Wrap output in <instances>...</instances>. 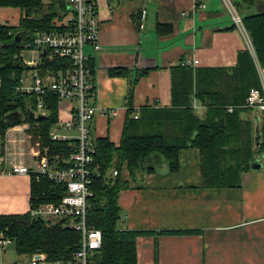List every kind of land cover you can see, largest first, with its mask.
<instances>
[{
	"label": "crops",
	"instance_id": "1",
	"mask_svg": "<svg viewBox=\"0 0 264 264\" xmlns=\"http://www.w3.org/2000/svg\"><path fill=\"white\" fill-rule=\"evenodd\" d=\"M87 1L97 9L101 47L98 53L85 47L92 64L90 103L96 111L90 134L94 139L108 138L115 147L127 117L131 86L133 115L138 117L144 107L170 108L172 69L189 62L202 88L219 90L228 99V76L239 54L242 61L244 52L254 59L247 32L233 25L224 0H203L205 8L198 10L193 9V0ZM261 12L264 0L237 11L241 18ZM158 25L166 27L163 33H157ZM115 69L126 73L110 75ZM220 74L224 83L218 85ZM257 76L264 89V69L258 67ZM192 108L203 117L205 107L196 97ZM70 117L68 109H58L60 121ZM252 129L254 141L256 130L261 131L259 118H253ZM178 160L180 167L174 173L165 164L134 180L122 171L128 187L117 196L119 229L197 232L136 238V264H264V157L255 156L260 169L240 172L239 187H203L197 149L179 151ZM4 168L7 165L0 164V215L25 214L30 178L6 174ZM22 258L27 257L17 255L10 244L0 253V264Z\"/></svg>",
	"mask_w": 264,
	"mask_h": 264
},
{
	"label": "trees",
	"instance_id": "2",
	"mask_svg": "<svg viewBox=\"0 0 264 264\" xmlns=\"http://www.w3.org/2000/svg\"><path fill=\"white\" fill-rule=\"evenodd\" d=\"M238 11L240 4L252 6L255 0H232ZM0 9H17L18 23H0V140L3 150L5 132L16 125L27 124V134L40 149L46 148L51 159H66L68 143L53 142L49 138L51 126L58 121V101L51 94L45 103V118L31 119L27 110L35 111L36 97L18 92L22 75L28 70L17 57L35 32H63L70 16L67 0H0ZM255 54V60L244 52L238 56L237 66L228 76L231 83L228 99L222 93L211 92L200 86L196 70L178 65L172 70V106L155 109L144 107L134 119L131 107L132 86L128 91L127 117L120 143L115 147L108 138L95 139L97 175L91 178L87 222L101 233L100 249L90 258V264H136L135 240L141 236L185 235L195 231H134L119 229L120 210L118 193L128 187L122 180L126 171L134 180L137 175L151 174L164 161L169 172L179 167L178 153L194 148L200 154L201 185L203 187H239L240 172L251 169L255 156L264 157V112L254 113L240 108L251 88L260 89L257 69H264V12L242 17ZM163 25L157 33H163ZM241 58V59H240ZM70 68L66 59L43 58L39 66L41 75L65 72ZM92 75V64L90 62ZM145 70L141 75H145ZM110 75H124L125 69H115ZM218 77V85L222 74ZM221 82V83H220ZM217 95V96H216ZM205 107L203 117L192 108V98ZM232 106V113L226 107ZM261 121L258 148L252 138L253 118ZM109 170L115 177H107ZM63 188L45 178L30 177L29 208L41 203H56ZM9 239L19 256L43 254L50 262L71 260L79 245L80 236L62 221L45 223L25 214L0 215V236Z\"/></svg>",
	"mask_w": 264,
	"mask_h": 264
},
{
	"label": "built area",
	"instance_id": "3",
	"mask_svg": "<svg viewBox=\"0 0 264 264\" xmlns=\"http://www.w3.org/2000/svg\"><path fill=\"white\" fill-rule=\"evenodd\" d=\"M233 25L244 32L242 18L238 15L230 0H224ZM70 16L65 19L69 29L63 32H35L18 54L20 63L27 71L20 79L18 92L33 94L36 97L34 117L45 116V103L51 94L58 101V109H68L71 117L58 121L51 126L49 138L53 142L68 143L69 155L66 159H51L46 148L31 149L28 158L22 153L10 152L6 144V153L0 155V164H6V174L34 176L47 179L63 188V194L56 203H41L29 208L31 217L45 223L62 221L79 234V245L72 259L50 262L43 254H35L10 264H90V258L100 249L101 233L87 222L88 201L93 193L90 189L91 178L97 175L95 168V139L90 134V123L95 116V107L90 103L93 96L91 82L90 57L85 52L91 46L94 52L101 50L99 45L100 21L96 6L87 0H67ZM203 0H193V9H204ZM250 50L255 59L252 47ZM66 59L70 68L65 72H48L41 75L39 66L43 58ZM189 62H182L188 66ZM192 64H196L193 61ZM0 79V88H1ZM240 108L254 113L264 112V89L251 88ZM232 113L234 107H226ZM137 115H134V119ZM28 125H16L9 128V133H20L29 138ZM20 140L18 142H22ZM38 146L39 144L36 143ZM14 147V146H13ZM1 149L0 152L5 151ZM117 175L116 171L112 176ZM11 244L9 239L0 236V253Z\"/></svg>",
	"mask_w": 264,
	"mask_h": 264
},
{
	"label": "rangeland",
	"instance_id": "4",
	"mask_svg": "<svg viewBox=\"0 0 264 264\" xmlns=\"http://www.w3.org/2000/svg\"><path fill=\"white\" fill-rule=\"evenodd\" d=\"M243 7H245L243 4H240L239 7V11L243 9ZM18 18H19V11L17 9H0V23L1 24H9V25H15L18 23ZM65 22V20L63 21ZM6 133V132H5ZM19 135V136H18ZM20 133H16L14 134V132L9 133V136L7 137L5 135L4 140H3V149L5 150L6 144L8 143V145H10L11 150L10 152H16V153H22L24 155V157L28 158V155L30 153V150L33 149H37V148H41L39 145H36V142L34 143L32 138L29 135V138H26L24 136H20ZM22 142H18L20 140H23ZM0 144H1V140H0ZM39 144V143H38ZM14 146V147H13ZM4 153H6L5 151H1L0 155H3ZM162 164H165L164 161H161L160 166ZM166 165V164H165ZM112 170H109L106 174L107 177L112 178ZM12 247V246H10ZM23 259V258H22ZM20 261V260H18Z\"/></svg>",
	"mask_w": 264,
	"mask_h": 264
},
{
	"label": "water",
	"instance_id": "5",
	"mask_svg": "<svg viewBox=\"0 0 264 264\" xmlns=\"http://www.w3.org/2000/svg\"><path fill=\"white\" fill-rule=\"evenodd\" d=\"M27 112H28V116L31 118V119H33V118H35L34 117V113L31 111V110H27ZM45 118V116H43V115H39V116H37L36 117V119H44ZM255 146H256V148H258V146H259V144H260V135H259V132L256 130V133H255ZM261 168V164L259 163V161L258 160H255L253 163H252V165H251V169H253V170H258V169H260Z\"/></svg>",
	"mask_w": 264,
	"mask_h": 264
}]
</instances>
